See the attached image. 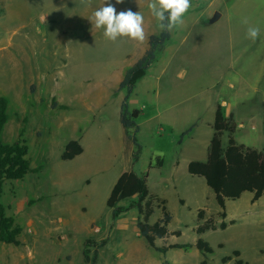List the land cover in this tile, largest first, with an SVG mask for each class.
Returning <instances> with one entry per match:
<instances>
[{"label": "rangeland", "instance_id": "rangeland-1", "mask_svg": "<svg viewBox=\"0 0 264 264\" xmlns=\"http://www.w3.org/2000/svg\"><path fill=\"white\" fill-rule=\"evenodd\" d=\"M110 2L117 14H143V42H113L92 25L88 18L102 0H0V96L8 103L1 137L12 143L23 129L33 170L2 186L0 204L21 232L19 246L0 243V264H84V253L97 264H234V251L244 264H264V199L251 204L245 192L222 210L204 180L186 170L207 158L217 105L230 110L237 144L264 148V0H191L183 24L127 98L128 110L140 111L133 171L146 174L149 195L165 200L170 215L168 235L155 246H191L164 254L139 236L143 217L129 208L135 197L117 204L128 209L115 219L105 204L134 150L119 122L126 93L119 83L148 36L161 31L149 0ZM215 12L220 17L210 23ZM257 25L253 43L246 30ZM71 140L83 151L63 161ZM152 209L148 224L162 218L161 206L153 202ZM205 223L215 230L197 234ZM198 239L212 252H199ZM225 257L231 259L222 263Z\"/></svg>", "mask_w": 264, "mask_h": 264}, {"label": "trees", "instance_id": "trees-1", "mask_svg": "<svg viewBox=\"0 0 264 264\" xmlns=\"http://www.w3.org/2000/svg\"><path fill=\"white\" fill-rule=\"evenodd\" d=\"M170 38L167 31H160L158 35H149L147 38V49L143 55L126 70L123 79L119 83L120 89H125V97L123 99L119 122L134 146L132 151V166L138 161L140 147L137 144L135 134L138 132L136 118L140 111H129L126 105L127 98L132 93L136 83L145 75L153 61L156 52L161 50L164 43ZM52 107L55 102H52ZM8 103L5 97L0 96V195L2 186L5 181L22 180L24 176L33 170L26 158L27 146L23 140V129L20 131L19 137L12 143H4L2 141V131L8 121L7 114ZM236 129V124L232 114L224 116L220 105L216 106L212 123V136L209 141L207 158L204 162L190 161L186 170L190 176L200 177L204 180L206 186L213 192L216 204L223 210L226 200L238 199L243 193L251 194L250 202L255 203L258 199H264V148L256 150L239 145L232 138V134ZM190 129L183 132L182 137L189 134ZM223 133H227V144L224 148L221 143ZM83 149L78 141L71 140L64 145L61 154V160L68 161L79 156ZM157 165L161 166V160L157 159ZM136 198V202L129 208L135 207L139 214L142 215L143 221H138L136 228L140 237L146 244L157 252L166 253L169 249H187L190 245H170L167 247H156L155 241L164 239L167 235V225L170 222V215L165 208V200L150 196L146 183V175L136 174L133 170L123 172L113 184L106 206L111 210L112 219L117 218L128 208H122L117 204L129 198ZM156 202L157 206H161L162 218L153 223L148 224L147 219L152 214V203ZM221 216L225 217V212H221ZM199 220L202 219V211L197 214ZM225 223L220 224V228H225ZM207 230H215V227L209 223L200 225L196 229L197 234H201ZM21 232L20 227L14 224L11 217L5 215V210L0 204V243L6 245L19 246L18 236ZM90 241H86L89 244ZM101 242L98 247L102 246ZM196 249L204 254L212 252L211 248L198 239L195 245ZM232 255L236 258L234 264H244L239 259V252L234 251ZM230 257L222 259V263L229 261ZM84 264H97L96 255L90 261L87 253H84ZM204 264V263H202Z\"/></svg>", "mask_w": 264, "mask_h": 264}, {"label": "clouds", "instance_id": "clouds-1", "mask_svg": "<svg viewBox=\"0 0 264 264\" xmlns=\"http://www.w3.org/2000/svg\"><path fill=\"white\" fill-rule=\"evenodd\" d=\"M83 4L91 3V0H80ZM116 4L123 0H115ZM191 0H149L147 4L151 14L157 19L161 31L171 32L175 27L183 24V17L191 8ZM97 29L103 28L106 39L115 42L118 37H128L132 40L143 42L145 40L144 16L131 9L117 14L116 8L110 0H102V6L97 8L92 17L88 18ZM243 23L247 24L245 19ZM260 26H249L246 30V38L253 43L259 38Z\"/></svg>", "mask_w": 264, "mask_h": 264}, {"label": "crops", "instance_id": "crops-1", "mask_svg": "<svg viewBox=\"0 0 264 264\" xmlns=\"http://www.w3.org/2000/svg\"><path fill=\"white\" fill-rule=\"evenodd\" d=\"M222 105H224V103L222 104ZM221 107V106H220ZM221 110H222V108H221ZM222 113H223V115L224 116H227V115H229V113H230V110L228 109L227 111H225V110H222ZM124 131V130H123ZM125 133V132H124ZM224 134V133H223ZM131 162H132V158H131ZM161 164H162V162H161ZM149 168H150V166H149ZM130 170H133V166H132V163H131V168L128 170V171H130ZM127 172V171H126ZM146 175V174H145ZM160 199V198H159Z\"/></svg>", "mask_w": 264, "mask_h": 264}, {"label": "water", "instance_id": "water-1", "mask_svg": "<svg viewBox=\"0 0 264 264\" xmlns=\"http://www.w3.org/2000/svg\"><path fill=\"white\" fill-rule=\"evenodd\" d=\"M219 17H220V14L219 13H217V12H215L214 14H213V16L211 17V19H210V23H213V22H215V21H217L218 19H219Z\"/></svg>", "mask_w": 264, "mask_h": 264}]
</instances>
